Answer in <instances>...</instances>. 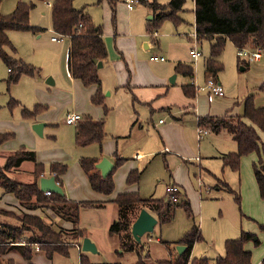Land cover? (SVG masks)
Returning <instances> with one entry per match:
<instances>
[{
	"label": "rangeland",
	"instance_id": "1",
	"mask_svg": "<svg viewBox=\"0 0 264 264\" xmlns=\"http://www.w3.org/2000/svg\"><path fill=\"white\" fill-rule=\"evenodd\" d=\"M20 1H32L35 4L30 12L29 21L41 31L38 34L9 31L8 38L16 50V57L34 66L36 74L34 77L23 74L17 82L8 85L7 67L0 58V121L16 116L13 125H9L12 129L6 132L13 134V129L20 132L19 121H29L22 117V108L32 109L36 104L45 108L36 116L38 123L44 124L42 136L32 130V123L30 128L34 140L23 136L25 140L34 141V144L27 141L29 145H33L26 146L22 143L23 146L20 145L12 150L25 147L36 153V162H42L45 166L46 176L43 173V177H50L48 173L50 163H64L67 171L63 188L68 196L67 199H71V196L74 197L72 201L77 198L80 201H108L103 207L80 209L76 227L84 230L85 237L89 238L97 248V253H90L76 248V245H81L83 238L76 240V234H72V229L64 228V221L59 218L56 221L61 224L58 225L52 218L51 210L37 208L28 211L13 196L3 194L0 188V197L10 196L11 201H15L13 205L0 202V207L10 212L5 215L10 220L5 217L3 221L13 222L11 219L13 212L16 215L31 213L42 216L47 222L53 223L56 229L57 226L62 227L63 231H60L63 239L69 246H73L69 248L68 256L54 254L51 259L40 252H35L33 254L35 264H80V255H83L88 264H135L139 255L146 256L145 260L148 264H157L160 260L168 259L169 252L176 247L173 244L167 247L163 242L179 240L193 224L200 229L202 240L193 245L190 257H206L212 263L216 257L223 255L224 241L237 238L241 229L253 233L258 241L263 242L264 231L259 225H264L262 222L264 200L258 196L263 204L257 205L253 200L243 201V192L247 191L252 183L255 184L253 164L258 160L257 153L242 156L238 171L222 168L221 161L213 156L219 150H227L232 146L235 147L232 152H236L231 134L226 131L207 132L199 141L195 128H191L190 124L194 120L193 114L205 116L215 113L222 116L229 112V110L224 111L226 108L230 109L229 114L240 115L242 102L249 95H253L255 106L264 107V52H261L260 59L247 61L246 68L241 70L238 64V51L232 42L227 40L219 57L223 70L217 75V82L223 88L224 97L215 99L209 104L206 100L207 93L202 90L206 80L211 77L204 69V61L209 56V43L205 40L195 41L193 0H184L183 10L179 13L182 23L175 27L171 22L164 21L155 35L149 34L146 30L147 23L151 20L148 17L153 16V9L149 7L153 0H140L130 11L117 1L115 22L111 20L112 12L105 0L99 4L97 0H74V7L78 9L84 7L94 24L102 27L108 53L106 63L98 68L103 95L102 104H93L90 101L89 87H84L77 80L76 82L68 80L65 46H69V39L64 37L58 42L51 41L52 37L58 40L60 38L51 27L52 0H1V14L11 13ZM167 2L169 0H157L160 5H165ZM47 3L50 5L48 6ZM143 42L148 43V49L141 47ZM193 48L200 53L196 61L189 54ZM246 48L253 46L249 44ZM154 57L156 59H153ZM179 62L193 67L192 79L175 72L174 66ZM173 75H176V78L172 85L169 79ZM156 77L163 78V82L148 85L147 81ZM49 78L54 82L53 85L47 82ZM129 78L131 82L145 83L144 86L147 88L140 89L139 96L153 95V101H148L147 104L139 101L141 99L137 91L131 92L132 89L124 86ZM189 82L196 87V97L191 105L193 108H188L184 114L183 110L178 114V108L169 111L162 107L166 106L164 102L167 97L171 100L176 99L178 97L176 91L181 93L180 86ZM171 87L175 90L171 89L168 95L165 91L160 92V88L165 90ZM133 94L136 95V99L133 98ZM10 100L17 101L19 105L9 108ZM67 113L89 115L94 122L102 121L105 133L102 145L92 143L87 146H77L74 141L77 125L65 123ZM176 116L183 117L176 121ZM159 120L164 122L163 126L168 125L163 130L164 134L160 133L158 128ZM83 121L84 118L78 125H82ZM14 137L15 135L13 139ZM18 137H21L20 133ZM166 146L168 152L165 153ZM114 152L123 157L124 161L116 168L113 176L116 173L120 176L124 168L134 165L129 170L137 169L141 172L139 182L128 185L125 184V177H122L120 184L117 177L113 179V193L105 196L95 192L100 196L95 197V193L90 192L88 180L78 161L81 157L98 158L100 155L105 157L103 154L106 155L105 158L115 159ZM135 152L141 157L135 158ZM223 152L231 153V151ZM6 156L0 157L3 158L0 159V165L3 164ZM32 165L31 161H24L21 167L7 174L19 182L30 183V180H33L30 174ZM172 181L180 185L181 194V197L176 196L172 200L174 202L172 219L164 224L157 223L154 230L142 236L139 242L132 237V250H124L121 245L125 239L109 233V227L116 218L117 207L111 202L115 190L121 187L122 191L117 192L119 194L138 192L142 198L167 199L164 185ZM221 181L228 183L233 191L239 193V204L234 201L233 194L223 188ZM76 184L79 185L77 189L68 191L69 187ZM84 186L86 189H82ZM239 186H242L243 192L240 191ZM184 196L191 204L194 222L180 205ZM253 240L249 241L252 245ZM255 246L261 248L263 244L258 243ZM12 255L15 253L9 254L8 257Z\"/></svg>",
	"mask_w": 264,
	"mask_h": 264
},
{
	"label": "trees",
	"instance_id": "2",
	"mask_svg": "<svg viewBox=\"0 0 264 264\" xmlns=\"http://www.w3.org/2000/svg\"><path fill=\"white\" fill-rule=\"evenodd\" d=\"M46 1V0H36ZM74 0H52L51 27L55 33L69 39L66 56V70L72 79L78 80L84 87L95 86V92L90 101L93 104H102L101 81L98 77V62H106L108 53L102 35L101 26L95 25L85 8H76ZM101 3L103 0H97ZM111 5L116 0H107ZM1 2V0H0ZM184 0H169L165 5H160L153 0L149 7L153 9V16L147 23V32L154 34L164 21L171 22L175 27L182 23L179 13L183 10ZM35 4L32 1L18 2L13 11L7 15L0 12V58L8 70L7 84L18 81L21 75L33 77L36 71L32 65L24 63L16 57V50L8 38L9 31L29 32L38 34L41 29L30 24V12ZM113 11V10H112ZM194 31L196 41H208L209 56L204 61V69L209 75L217 79L222 72L223 65L219 61L220 54L227 40L231 41L236 50L246 48L249 44L253 48L264 52V0H194ZM114 22V20H113ZM242 68H246V61H239ZM176 73L192 79L193 67L189 64L177 63L174 67ZM129 83H127L128 85ZM129 86V85H128ZM184 96L193 100L196 97V87L192 82L181 86ZM19 105L17 101L10 100L8 107ZM44 106L36 104L32 109L22 108L24 119H35ZM242 114L231 115L227 112L222 116H200L197 118L198 128L207 132L226 131L234 139L237 150L221 155L220 159L225 168L233 171L239 170L242 156L257 153L258 160L253 164L254 178L258 187L259 196L264 199V142L260 140L258 131H264V107H257L253 101V95L247 96L242 102ZM106 112V110H105ZM84 123L76 126L74 141L77 146H87L92 143L100 144L105 137L103 122H92L89 115L82 116ZM12 133H0V146L13 138ZM115 155V154H114ZM24 161H31L33 168L30 172L33 180L30 183L19 182L8 176L11 170L17 168ZM123 158H115L112 171L103 178L100 171L95 168L99 162L97 157H81L78 164L85 174L92 191L109 196L114 190L113 174ZM67 166L61 162H53L48 166V173L53 176L58 185L62 187V176L65 175ZM45 167L36 162L35 153L20 147L4 158L0 165V188L3 194H10L27 210L46 208L53 212L54 216L62 221L72 224V234H76V240L85 237L84 230L76 227L81 208L103 207L107 202L101 201H72L64 194L50 193L45 195L39 189V179L43 177ZM141 172L137 169L129 171L126 183L132 185L139 182ZM223 188L231 192L234 201L239 204V193L233 191L228 184L221 181ZM161 199L142 198L138 192H123L111 200L117 207L116 219L109 227V233L124 238L121 247L124 250H132L131 224L141 209H146L157 218V223L169 222L172 217V200L180 196L176 192L173 197ZM166 199V200H165ZM187 216L193 218L191 204L185 196L181 199ZM7 212V213H6ZM9 211L0 207V264H14L9 254H18L26 264H35L32 261L35 252L42 253L51 259L54 254L68 256V242L62 237V227L55 228L53 223L47 222L42 216L31 213L16 215L12 213V221H3ZM8 220L10 218L7 217ZM264 231V225L259 226ZM62 230V231H60ZM65 233H67L64 230ZM63 232V233H64ZM254 239V240H253ZM202 240L200 229L193 224L183 236L172 242H163L167 245H184L185 250L178 255L175 247L169 252V258L160 260L157 264H252L251 252L245 248V244L253 240L258 244V238L250 232L242 231L237 238L224 241V253L213 260L206 257H190L193 245ZM78 246H80L78 244ZM146 256H138L135 264H148ZM80 264H88L79 257ZM264 264V257L261 260Z\"/></svg>",
	"mask_w": 264,
	"mask_h": 264
},
{
	"label": "crops",
	"instance_id": "3",
	"mask_svg": "<svg viewBox=\"0 0 264 264\" xmlns=\"http://www.w3.org/2000/svg\"><path fill=\"white\" fill-rule=\"evenodd\" d=\"M104 1V0H103ZM107 3H108V5H109V7H110V9H111V12H112V18L113 19H111L112 20V22H113V20H114V22L116 21V14H115V6H116V2L118 1V2H120L119 0H116L115 2H113V4L111 5L107 0H105ZM97 3H98V1H97ZM99 4V3H98ZM122 4V3H121ZM123 5V4H122ZM123 7H124V5H123ZM126 9V8H125ZM134 9V8H133ZM132 9V10H133ZM193 9H194V0H193ZM113 10V11H112ZM127 10V9H126ZM130 11V10H129ZM87 13H88V10H87ZM194 13V12H193ZM89 14V13H88ZM91 17V16H90ZM195 18V17H194ZM149 19V18H148ZM114 25H115V23H114ZM102 28V27H101ZM8 34V33H7ZM102 35H103V29H102ZM115 35H116V33H115ZM52 39V38H51ZM120 39V38H119ZM51 41H53V40H51ZM58 41H61V40H58ZM58 41H53V42H58ZM131 43H133L132 41H130ZM66 44H67V42H66ZM65 44V45H66ZM145 45L147 46V47H145ZM143 49H148L149 48V45H148V43H146V42H143L142 43V46H141ZM67 49H68V45H66L65 46V50H66V52H67ZM262 52V51H261ZM263 53V52H262ZM261 53V54H262ZM67 56V54L65 55V57ZM238 57V59H239V61H244L243 59H241L239 56H237ZM19 58V57H18ZM260 58H261V56H260ZM259 58V59H260ZM241 59V60H240ZM106 62H104V63H102V65H104ZM180 63V62H179ZM246 63H247V61H246ZM26 64H29V65H31L30 63H26ZM65 66H66V64H65ZM34 67V66H33ZM125 67H126V70L129 72V70H128V66H127V64L125 63ZM175 67V66H174ZM244 69V68H243ZM9 69L7 68V71H8ZM67 75H68V73H67ZM38 76H40V74L38 73ZM34 77V76H33ZM68 80L70 81V82H72L73 80H75V79H72L71 77H70V75H68ZM176 78V77H175ZM217 80V79H216ZM78 81V80H77ZM47 82L48 83H50L49 85H53L54 84V82L49 78L48 80H47ZM75 82H76V80H75ZM78 82H80V81H78ZM163 82V78H160V77H156L154 80H149V81H147V83H149L148 85H151L152 86V84L151 83H155V84H158V83H162ZM81 83V82H80ZM127 83H129L128 85H127ZM126 83V85H124V86H127L129 89H132V90H130L131 92L132 91H137V95H138V97H139V99H141V100H139V101H141V102H144V103H148V101H153L152 100V98L154 97L153 95H150V96H139V90L140 89H144V88H147L146 86H144V84L145 83H140V84H138V83H136L135 81H130V78H129V80H128V82ZM173 85V84H172ZM162 86V85H161ZM91 90L89 91V93H90V95H92L94 92H95V86H90L89 87ZM172 89V87L171 88H166L165 90H163V89H161L160 88V92H162V91H165V93H166V95H168V93H169V91ZM180 89H181V87H180ZM172 90H175V89H172ZM176 93L178 94V97L176 98V99H174V100H171V99H168V97H167V99H165V102H164V104L166 105V106H162L163 108H166L167 110H171V109H176V108H178V110H177V113L179 114V112L181 113V111L183 110V114L185 113V112H187V110H188V108H193L191 105L193 104L192 103V101L193 100H191V99H189V98H187L186 96H184V94H183V92H182V89H181V93H179V92H177L176 91ZM151 94H153V93H151ZM134 95V99H136V95L135 94H133ZM91 97V96H90ZM222 97H224V95L222 96ZM222 97H214L213 98V100L211 101V102H208L209 104H211L215 99H219V98H222ZM207 100V99H206ZM162 107H160V108H162ZM258 107H262V106H258ZM229 110V113H230V109H228V108H226L224 111H228ZM242 110H243V108H242ZM174 111V110H173ZM190 111V110H189ZM194 115V120H192L191 122V124H190V126H191V128H195V131H196V133H197V138H198V140L200 141V140H202L204 137H205V135L204 136H202L201 138H199L198 137V132H197V130H198V124H197V118L198 117H200V116H196L195 114H193ZM239 115V114H238ZM205 116H207V115H205ZM208 116H218L217 114H215V113H212V114H208ZM91 117V116H90ZM183 117V116H182ZM182 117L181 118H178V116H176L175 117V120L176 121H179V120H181L182 119ZM17 117L16 116H14V117H12V118H9V119H5L4 121H0V133H9V132H6V131H10V129H12V128H9V125H13V121L16 119ZM91 119H92V122H94L93 121V118L91 117ZM82 121V120H81ZM160 121V120H159ZM158 121V124H159V126H158V128H159V130H160V133L162 132L163 134H164V129L165 128H167L168 127V125L166 124L165 126H163L164 125V122H159ZM84 122V121H83ZM95 122H97V121H95ZM1 123H2V126H1ZM34 124V123H38V120L35 118V119H31V120H29V121H19V124H18V126H20L21 127V130H20V132H17L16 130H14L13 129V131H14V133H13V135H15V137H14V139L12 138V139H10V140H8V141H6L5 143H3L1 146H0V157H3L4 155H8V154H10V153H12L13 152V150L12 149H16V147H18V146H20L22 143H25L26 144V146H32L33 144H34V141H32V140H25V138H24V136L23 135H25L26 137H27V139H32L33 138V140H34V135H33V133H32V130H31V128H30V125L31 124ZM133 123H135V121L133 122ZM80 125V124H79ZM78 125V126H79ZM162 125V126H161ZM14 127V126H13ZM210 132V131H209ZM18 133H20L21 134V137L19 138L18 137ZM258 134H259V137H260V140L262 141H264V131H258ZM231 140L234 142V144L236 145V143H235V141H234V139L232 138V136H231ZM27 141H31L33 144L31 145H29V143H27ZM262 141V142H263ZM102 142H103V140H102ZM102 142L100 143L101 145H102ZM21 146H23V145H21ZM166 148H167V146L165 147V149H164V151H165V153L166 152H168L167 150H166ZM234 146H232V147H230L229 149H227V150H219L218 152H216V154H215V156H213V157H215V158H217V159H219L220 161H221V159H220V157H221V155H223V154H227L228 152H223V151H234ZM236 150H237V146H236ZM254 153V152H253ZM113 154H115L114 155V157L116 158V157H118V158H123V157H121V156H118L117 154H116V152H114ZM250 154H252V153H250ZM250 154H248V155H250ZM105 157H106V155L105 154H103ZM135 158H139V157H141L137 152H135ZM170 156H172V155H170ZM35 157H36V153H35ZM99 161H100V159L102 158V155H100L99 157ZM243 158V157H242ZM251 159H253V157H250ZM0 159H2L3 160V158H0ZM108 159V158H107ZM197 160H198V158H196ZM108 160H110L112 163H113V165H114V163H115V159L114 158H109ZM200 160V159H199ZM245 160H247V159H245ZM36 161H37V157H36ZM241 161V160H240ZM38 163H42V162H38ZM43 164V163H42ZM221 164H222V161H221ZM22 165V164H21ZM21 165H20V167H21ZM44 165V164H43ZM134 165H130V166H128V167H126V168H124L123 170H122V172L120 173V176H118L119 175V173L117 174H115L114 176H113V179H116L117 177H118V180L120 181V184H121V179H122V177H125V184H126V178H127V175H128V173H129V169L130 168H132ZM45 167V166H44ZM32 168H33V165H32ZM32 168L30 169V172H31V170H32ZM222 168H225V167H223V165H222ZM119 170V169H118ZM129 170V171H128ZM19 171V170H18ZM118 172V171H117ZM44 175H45V172H44ZM46 176V175H45ZM66 177V175H63L62 176V190H63V193H64V195H66L65 194V191H64V180L66 179L65 178ZM253 179H254V182H255V184L254 183H252L251 185H250V188L246 191L245 190V192H243L244 190H243V188H242V186H239L240 187V191L241 192H243V201L245 202V201H248V200H253L254 201V203L257 205L258 203L259 204H263V203H261L260 201H259V199H258V196H259V192H258V187H257V184H256V181H255V178H254V174H253ZM230 180V179H229ZM30 182H31V180H30ZM219 182H220V180H219ZM226 184H228V183H226ZM38 185H39V183H38ZM88 185H89V183H88ZM168 185H176L177 187H178V191H180V185L177 183V182H175V181H172L171 183H168V184H165L164 185V193L166 194V192H165V188H166V186H168ZM256 186V187H255ZM79 187V185L78 184H76V185H74L73 187H69L68 188V191L69 190H74V188H78ZM90 187V186H89ZM82 189H86L85 188V186L82 188ZM90 190H91V188H90ZM114 191V190H113ZM118 191H122V189H121V187L119 188L118 187V189H116L115 190V192H114V194H113V196H112V200L113 199H115L116 198V196L119 194V193H117ZM91 193H93L94 191H90ZM95 193V192H94ZM113 193V192H112ZM95 197H100L98 194H96L95 193ZM7 197H9L8 198V200H7ZM66 198H68V196L66 195L65 196ZM260 197V196H259ZM11 197L10 196H4V198H2V197H0V202H3L4 204H14V202H12L11 200L12 199H10ZM14 198V197H13ZM70 198L72 199V198H74V197H71L70 196ZM90 198V197H89ZM70 199V200H71ZM78 199V198H77ZM77 199H75V201H80V200H77ZM262 200H264V199H262ZM113 204V203H112ZM251 216H253V214L252 213H250V212H248ZM52 218L53 219H55V222H57L56 220H57V217L56 216H54V214H52ZM116 216H117V209H116ZM116 219V218H115ZM262 222H264V218L262 219ZM58 223V222H57ZM61 223L59 222L58 223V225H60ZM260 226V225H259ZM64 228H67V229H71V227H72V225H71V223L70 222H65L64 221V226H63ZM243 230L241 229L240 230V233L242 232ZM262 240H263V242H264V237L262 238ZM174 241V240H173ZM263 242H261V241H259V243H262L263 244V246L260 248V247H258V246H260V244L257 246V248H256V246H255V244L253 243V245H252V243H250V242H247L246 244H245V248L247 249V250H249L250 252H251V263L252 264H261V260H262V258L264 257V243ZM11 258L14 260V264H26V261L20 256V255H18V254H15V255H12L11 256ZM32 261H34L33 260V258H32Z\"/></svg>",
	"mask_w": 264,
	"mask_h": 264
},
{
	"label": "water",
	"instance_id": "4",
	"mask_svg": "<svg viewBox=\"0 0 264 264\" xmlns=\"http://www.w3.org/2000/svg\"><path fill=\"white\" fill-rule=\"evenodd\" d=\"M149 19L152 18V16L148 17ZM145 47H147L145 45ZM102 67V62L97 63V68ZM243 70V68H240ZM176 75H173L169 82L171 84H174ZM44 124L43 123H36L32 125V130L39 136H42V128ZM113 163L108 160L105 157H102L98 163L95 164V168H97L100 171V174L103 178H105L113 169ZM39 189L41 192H52V193H58V194H64L62 188L56 183L53 176L50 177H41L39 179ZM157 218L152 215L149 211L146 209H141L137 215V217L134 219V221L131 224V235L136 241H140L141 237L145 234H150L153 230L155 225L157 224ZM178 255H180L184 250V245H176L175 247ZM80 250L83 252H90V253H97V248L94 243L91 242V240L87 237L83 238Z\"/></svg>",
	"mask_w": 264,
	"mask_h": 264
},
{
	"label": "built area",
	"instance_id": "5",
	"mask_svg": "<svg viewBox=\"0 0 264 264\" xmlns=\"http://www.w3.org/2000/svg\"><path fill=\"white\" fill-rule=\"evenodd\" d=\"M119 1L124 5V7L127 10H132L140 2V0H119ZM47 5L49 6L50 3H47ZM59 37H60L59 40H62V38H64L63 36H60V35ZM194 38L196 41L195 34H194ZM51 40L58 41V39L55 37H52ZM189 54L191 55L194 61L198 60V58L200 57V53L195 48L191 49L189 51ZM237 54L241 59L245 61H252V60H258L260 58L261 50L256 49V48H242L237 52ZM153 59H156V58L154 57ZM162 59L163 58H160V60ZM202 90L207 93L208 102H211L214 97H222L224 95L223 88L217 82V80H215L212 77L206 80ZM81 120H82V116L78 113H67L65 116V123L67 125H78V123H80ZM159 122H161V120ZM197 132H198V137L201 138L207 133V130L198 128ZM56 183L58 184V182ZM165 192L166 194H170L173 197V195L179 191L176 185H168L165 188ZM50 193L51 192L49 191L44 192L45 195H50ZM76 248L80 250V246L76 245Z\"/></svg>",
	"mask_w": 264,
	"mask_h": 264
}]
</instances>
